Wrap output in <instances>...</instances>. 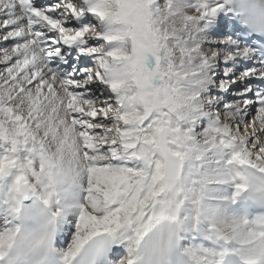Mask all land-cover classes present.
Listing matches in <instances>:
<instances>
[{
    "label": "snow or ice",
    "instance_id": "1",
    "mask_svg": "<svg viewBox=\"0 0 264 264\" xmlns=\"http://www.w3.org/2000/svg\"><path fill=\"white\" fill-rule=\"evenodd\" d=\"M0 264H264V0H0Z\"/></svg>",
    "mask_w": 264,
    "mask_h": 264
}]
</instances>
